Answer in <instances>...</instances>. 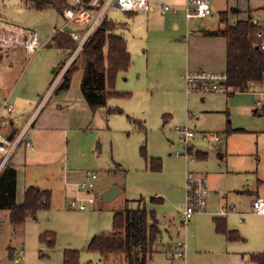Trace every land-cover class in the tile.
<instances>
[{
    "label": "rangeland",
    "instance_id": "374dc122",
    "mask_svg": "<svg viewBox=\"0 0 264 264\" xmlns=\"http://www.w3.org/2000/svg\"><path fill=\"white\" fill-rule=\"evenodd\" d=\"M238 1L213 0V13L210 16L191 19L190 22L186 17L184 0H149L148 9L122 11L110 8L107 11L108 18L122 24L116 32L125 36L132 57L129 69L120 73L116 88L131 94L130 97L110 96L108 99V106L125 109L124 112L110 114L109 120L112 119L113 128L77 132L82 141L74 142L67 152L69 167H74L76 173V177L71 178L70 182L81 179L87 170L98 173L95 189L97 202L87 209L71 207V196L75 195L76 188L68 184L66 191L69 196L62 195L55 188L52 191L54 197L51 207L40 209L36 220H28L23 225H13L10 211L0 209V264H56L64 260L67 248L80 251L79 264H107L98 252L88 249L91 239L114 228L116 210L139 206L156 212L165 241H170L171 237L177 239L178 231L184 232L186 228L182 212L186 206L187 179L184 195L175 183L177 173L174 168L180 158L184 159L185 164L186 161L191 164L189 167L192 171H195L192 165L194 160L201 161L195 155L198 149L208 151L209 163L217 171L220 163L222 170L226 171L227 165L233 167V159L244 161L239 159L241 156L244 159L252 156L254 162L261 159L257 148L261 145V151V139H264L260 132L264 129V93L259 91H264V88L244 93L236 91L232 95L227 92L188 91L185 75L189 70L183 69L191 37L205 35L204 32L208 29L217 27L222 10H229L223 16L229 17L230 22L247 19L253 13L264 17V0H252L251 5L257 4V7L250 8L244 16L241 15L243 12L233 13V7L239 5ZM165 4L171 10L163 11ZM0 17L38 30L43 44L33 60L37 68L31 66L30 69L27 67L31 61L24 50L0 48V80L1 77L7 81L13 78L15 80L26 71L23 82L30 80L32 84L38 85L44 79V70L53 77L52 69L59 70L60 63H64L67 57L70 58L75 49L61 47L52 38L54 27L65 25L70 30L79 28L73 23L66 24L62 14L54 8L38 10L32 8L26 0H0ZM190 30L192 35L189 34ZM79 53L71 64H81L77 57ZM9 64L11 65L8 66ZM81 75L82 69L74 73V88L80 87ZM0 87L3 89V86ZM7 89L8 87L3 90ZM4 95L5 92L1 91L0 123H8L12 116L4 102ZM203 97H208L215 108H206ZM23 104L28 106L27 102ZM255 109H260V113ZM189 112L191 123L187 122ZM177 125H188L195 129V136L191 140L193 158L189 160L177 154L187 152L182 140L183 134L176 130ZM205 132L218 134L220 139L216 141L205 137ZM71 135L74 133L69 134V138ZM228 144H232L233 149L250 144V147L254 146L256 154L241 155L242 152L237 150L234 153L231 148L227 150ZM143 146L148 157L162 158L161 169L155 170L150 166L143 154ZM220 147L224 153H228L224 162L218 154ZM249 161L252 164L251 157ZM242 174L250 177L254 173L245 171ZM207 177L209 181V176ZM260 178L264 179V159L260 165ZM112 183L123 185L126 188L124 193L111 201L103 200L104 190ZM263 188L261 187V193H264ZM157 192L163 201L151 199ZM80 194L84 195L83 191ZM141 198L145 200H140ZM199 213L202 212L193 216ZM170 217L172 221L169 220ZM253 220L257 225L264 224L263 215H257ZM41 228L55 233L56 242L53 247L40 240ZM168 228H171V233L167 231ZM22 249L24 259L17 262L16 258ZM125 258L122 252L110 256L112 264H124Z\"/></svg>",
    "mask_w": 264,
    "mask_h": 264
},
{
    "label": "crops",
    "instance_id": "0c3cea01",
    "mask_svg": "<svg viewBox=\"0 0 264 264\" xmlns=\"http://www.w3.org/2000/svg\"><path fill=\"white\" fill-rule=\"evenodd\" d=\"M251 2L252 0H239V5L233 7V13L240 14L243 12L241 15L244 16L250 8L257 7V4L251 5ZM258 6H260V4H258ZM223 11L229 10H222L221 12ZM250 16L254 17L257 15L253 13ZM225 25L226 23L222 22L220 19V24L217 27L208 29L207 31L223 28ZM176 26L178 25L176 24ZM58 29L59 27H54L52 38L58 45L66 48L64 36L67 33L64 34L59 32ZM207 31L204 32L205 35L202 34V36L196 35L191 37L183 69L194 71L226 70L227 37L220 34H210ZM192 33L193 32L190 30L189 34L192 35ZM6 49L24 50L26 56L31 61L27 69H30L31 66L37 68V64L33 60L41 48L34 54H29L26 49L21 47ZM72 53L70 54V58ZM70 58L67 57L64 63H62L63 61L60 63L59 70L57 68L52 69L54 73L53 77L49 76L44 70V79L38 85H35V83L32 84L30 80L23 82L22 79L26 71L23 76L15 80L13 78L7 81L1 77L0 83L2 85L0 86H3V89L8 87L7 91L0 87V92H5L3 96L4 102H11L13 107L9 109V111L12 112L10 121L8 123L5 121L0 123V132L7 136L14 137L24 128L28 127L29 137L34 141L33 148L23 145L19 146L9 160V163L17 170L16 201L18 203L24 202L26 189L29 186H38L42 189H49L51 192H54L56 188L62 195L66 194L69 196L66 187L68 181L76 177V173L75 170H73L74 167H69L67 152L74 142L82 141V137L77 134V132L109 129L112 127V119L110 118L109 120L110 114L112 112H118H109V108H122V112L125 111L123 107H110L108 105L100 106L95 110L92 109L82 91L81 85L80 87L75 86L74 88L73 79L69 89L59 91L58 85L69 67L68 63ZM10 65L11 64L8 66ZM121 72L122 71L117 75L115 87L119 84V75ZM82 77L83 71L80 84H82ZM261 88H264V84L252 83L248 90L239 92L257 91L256 89ZM259 92L264 93V91ZM228 94L232 95L229 92ZM125 97H130V95ZM25 102L28 103L27 107L23 104ZM32 102L37 103L34 104ZM203 102L209 110L215 108L208 97H203ZM253 106H255V104H253ZM255 111L260 113V109H255ZM190 116L191 114L189 112L187 122L191 123ZM242 130L244 131L245 129H237L236 131ZM260 132L264 137V129ZM71 133H74V135H71L72 137L69 138V134ZM263 140L264 139H261V151V145H258L257 148L260 152L258 153L261 154V159L259 158L254 162V158L250 156L252 158L251 164L250 161L248 162L250 157L248 159L241 158L242 156L239 158L244 161L232 158L233 167L227 165L226 171L222 170V163L217 165L219 168L218 171L212 169L208 159V151L198 149L195 152L197 159H201V161L194 160L192 164L195 170L194 172L209 176L210 195L207 210L193 216L189 222L186 223L185 231H178L179 237L177 239L171 237L170 241H165L164 232H162L161 229L159 234L160 237H158L153 244L154 252L149 258L148 264H259L251 255L253 253H264V224L257 225L253 220V217L257 215H260V217L261 215L264 216V214H258L253 210L254 199L258 196L264 197V193H261V187H264L262 185L264 179L260 178V165L264 159ZM238 142L242 145L240 141ZM245 145L233 149L232 144H228L227 150L231 148V151L234 153H236L237 150L242 152L241 155L256 154V152L254 153V146L250 147V144ZM218 154L222 162H224L228 156L227 151L224 153L221 147ZM256 156L258 157L259 155L257 154ZM183 160V158H180V162H177L174 170L176 171L175 173H177L175 183L179 187L180 193L184 195L186 174L187 171L190 170L189 166L191 164L187 161L185 164ZM169 164L171 165V162ZM245 171L249 173L253 172L254 174L250 176V178L242 174ZM254 175H256V177H254ZM112 184H116L121 188V192L115 198L124 193L126 188L123 185L119 183ZM106 190L107 189H105L104 192ZM53 192L52 199L54 197ZM158 194L159 192L156 193V197H161L158 196ZM72 197L73 196H71V198ZM142 199L145 200V198H141L140 200ZM8 210L10 211V209ZM37 213L38 211L29 215L26 221L36 220ZM158 220L160 223V218H158ZM169 220H171V217ZM217 220H221L228 230H236L239 233V237L233 239L225 232L220 231L217 227ZM26 221L24 223H26ZM46 230L50 229H43L41 233ZM167 231L171 233V228H168ZM180 239L184 240L186 243L185 257H175L172 255L173 245ZM22 250L24 252V249ZM63 261L60 263H63ZM110 262H112V260H110ZM124 264L129 263L125 260Z\"/></svg>",
    "mask_w": 264,
    "mask_h": 264
},
{
    "label": "trees",
    "instance_id": "16d2710c",
    "mask_svg": "<svg viewBox=\"0 0 264 264\" xmlns=\"http://www.w3.org/2000/svg\"><path fill=\"white\" fill-rule=\"evenodd\" d=\"M35 9L54 8L63 15L65 8L72 5L71 0H26ZM220 13V19L226 25L223 28L207 31L210 34H220L227 37V68L228 84L235 91H246L252 83L264 84V48L258 36L259 26L247 19H237L230 22L229 17ZM120 25L106 16L84 44L79 55L81 64L73 63L67 68L58 90L71 87L74 73L82 69L81 88L92 109L107 105L110 96H127L128 91H120L115 87L117 75L120 71L129 69L132 61L124 35L117 33ZM60 32V31H59ZM65 34V32H62ZM68 34V33H67ZM66 34V35H67ZM65 35V36H66ZM64 36L69 49L76 47V41L70 35ZM122 112V108H109V112ZM192 151V148H191ZM143 154L149 160L150 166L159 170L162 168L160 157H148L145 147ZM17 170L9 162L0 172V209H10V219L14 225L23 224L27 217L40 209L51 207L52 192L38 186L26 189L25 200L16 201ZM155 201H163L162 197L153 196ZM220 231L230 238H238L236 230H228L221 220H217ZM161 228L155 211H149L145 206L117 210L114 215V228L109 232L95 235L88 249L98 252L107 264L110 256L122 252L129 264H148L154 249L153 244L159 237ZM40 240L50 247L55 245V233L46 230L40 234ZM252 258L259 264H264V253H253ZM80 251L67 248L64 261L60 264H79ZM92 264V263H91Z\"/></svg>",
    "mask_w": 264,
    "mask_h": 264
},
{
    "label": "built area",
    "instance_id": "2783aa9c",
    "mask_svg": "<svg viewBox=\"0 0 264 264\" xmlns=\"http://www.w3.org/2000/svg\"><path fill=\"white\" fill-rule=\"evenodd\" d=\"M110 8L122 11H136L150 8L149 0H72V5L65 8L63 17L66 24L73 23L79 26L76 29H68L65 25L59 27L58 31L68 33L75 41L76 47L71 55L68 65L71 64L75 56L81 51L84 44L90 38L95 29L107 16ZM185 13L188 22L191 19H200L210 16L213 13V0H185ZM171 10L168 4L163 6V11ZM175 14L177 12L175 11ZM251 21L258 25V36L261 39V48H264V17L254 16ZM40 33L38 30L9 22L0 18V48H24L29 54L36 53L42 46ZM68 67V66H67ZM186 80L188 91L201 92H231L233 87L228 84L227 71L189 70ZM263 102V101H259ZM11 109L12 103L5 102ZM176 130L183 134L182 140L186 144L187 152H177L178 155L186 159L193 158L191 151V140L195 136V129L192 127L176 126ZM205 137L219 140L220 136L215 133L205 132ZM34 147V141L29 137L28 127L20 131L16 136H7L0 132V172L12 154L19 146ZM98 173L95 170H87L84 176L75 182L68 181V184L76 189L75 195L70 200L71 207L87 209L97 202ZM187 196L186 206L182 212L184 223H187L197 212L206 210L208 196L210 193L208 177L194 171L187 172ZM84 193L81 195L80 192ZM253 210L258 214H264V197L258 196L253 201ZM186 243L180 239L176 241L172 248V255L175 257H185ZM17 257V261H22L24 255Z\"/></svg>",
    "mask_w": 264,
    "mask_h": 264
},
{
    "label": "water",
    "instance_id": "95a60500",
    "mask_svg": "<svg viewBox=\"0 0 264 264\" xmlns=\"http://www.w3.org/2000/svg\"><path fill=\"white\" fill-rule=\"evenodd\" d=\"M120 192L121 188L118 185L113 184L103 193V199L110 201L114 199Z\"/></svg>",
    "mask_w": 264,
    "mask_h": 264
}]
</instances>
